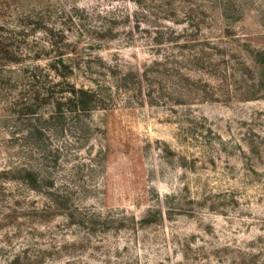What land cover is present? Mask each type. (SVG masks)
<instances>
[{
  "label": "rangeland",
  "instance_id": "obj_1",
  "mask_svg": "<svg viewBox=\"0 0 264 264\" xmlns=\"http://www.w3.org/2000/svg\"><path fill=\"white\" fill-rule=\"evenodd\" d=\"M49 4L104 102L35 141L0 106V264H264V0Z\"/></svg>",
  "mask_w": 264,
  "mask_h": 264
},
{
  "label": "trees",
  "instance_id": "obj_2",
  "mask_svg": "<svg viewBox=\"0 0 264 264\" xmlns=\"http://www.w3.org/2000/svg\"><path fill=\"white\" fill-rule=\"evenodd\" d=\"M2 1L0 3V106L10 105L12 100L16 103L14 107L20 109L19 116L31 122L28 139L33 141L36 136L48 130L51 133L55 132L57 130L55 125L64 122L67 113L81 115L100 107L102 101L104 102L99 92V88L102 87L101 82L92 79L97 89H86L78 88L67 79L82 66L80 58L66 59L67 53L63 52L72 47L67 37L71 29H64L53 21V16L61 13L68 17L74 26L82 28L83 16L80 12L84 13L86 10L79 7H73L72 10L52 7L49 4L50 0ZM76 34L79 40L86 36L82 29L76 31ZM38 35H43L49 40L50 48L54 54H57L56 57L45 51ZM62 39H67L68 43L64 47H59L57 40L62 41ZM45 58L52 60L48 69L39 65V62ZM90 70L84 71V74L95 77L97 73L93 72L92 68ZM52 73L62 78V81L54 80ZM65 88L67 91H64ZM59 89L61 91L57 92L56 90ZM12 91V95L8 94ZM43 104H49L47 111L50 114L41 113ZM23 168H19L18 171L24 174L30 187L38 190L41 183L38 175L36 176L29 168Z\"/></svg>",
  "mask_w": 264,
  "mask_h": 264
}]
</instances>
